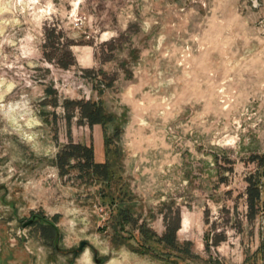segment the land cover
Masks as SVG:
<instances>
[{"label": "rangeland", "instance_id": "rangeland-1", "mask_svg": "<svg viewBox=\"0 0 264 264\" xmlns=\"http://www.w3.org/2000/svg\"><path fill=\"white\" fill-rule=\"evenodd\" d=\"M78 100L110 119L65 106ZM70 143L108 162L110 188L61 173ZM257 155L264 0H0L1 264H264ZM253 174L263 209L250 214ZM120 186L158 235L178 208L191 256L151 240L158 257L138 252L129 222L115 233Z\"/></svg>", "mask_w": 264, "mask_h": 264}, {"label": "trees", "instance_id": "trees-1", "mask_svg": "<svg viewBox=\"0 0 264 264\" xmlns=\"http://www.w3.org/2000/svg\"><path fill=\"white\" fill-rule=\"evenodd\" d=\"M47 39L51 40V37L48 33ZM58 50L55 51L53 55H56ZM69 55V52H68ZM51 58V56H50ZM52 59V58H51ZM60 65H66V62H63L61 58H59ZM65 106L68 109V104L77 107L80 111L82 118H85L89 123H105L106 119H110V116L102 110V107L99 102L94 101H65ZM73 159L75 162L73 165H70L69 161ZM252 161H256L257 164L263 166L264 173V159L262 156H253ZM57 165L62 174L66 172V166H73L79 169V174L82 177L90 176L97 177V179H101L102 183L105 184L108 188H110L109 184V176H108V162L101 161L97 162L94 160L93 149L91 146L80 145L79 144H68L64 146L61 151L57 154ZM248 179L247 185V200L249 204L250 214H254L259 207L263 209V206H260V177L256 176V174L251 175ZM135 203L132 202L131 196L128 192L120 186L119 188H115V233L117 229L121 233L125 227L126 223L133 224L140 235L141 240L137 243V251L140 253H147L151 256L158 257L160 254L151 245H149V241H155L157 243H162L163 252L162 255H166L167 257L172 256V251H176L177 253H184L191 256V252L189 249V242L184 241L183 243H178L176 240V231L179 227L180 221V213L179 209H173L171 206H166V210L163 213V223L164 230L158 235L154 230L147 227L144 221L138 223V211L135 212ZM216 235L214 239V244L217 243ZM176 256V255H175ZM177 257V256H176Z\"/></svg>", "mask_w": 264, "mask_h": 264}, {"label": "flooded vegetation", "instance_id": "flooded-vegetation-1", "mask_svg": "<svg viewBox=\"0 0 264 264\" xmlns=\"http://www.w3.org/2000/svg\"><path fill=\"white\" fill-rule=\"evenodd\" d=\"M35 221L40 222L43 225H47V226L50 225L47 220H45L43 217H40L38 215H33L29 220H27V225ZM55 247H56V243H55ZM1 263H2V260H0V264Z\"/></svg>", "mask_w": 264, "mask_h": 264}, {"label": "water", "instance_id": "water-1", "mask_svg": "<svg viewBox=\"0 0 264 264\" xmlns=\"http://www.w3.org/2000/svg\"><path fill=\"white\" fill-rule=\"evenodd\" d=\"M82 246V243L80 244V247Z\"/></svg>", "mask_w": 264, "mask_h": 264}]
</instances>
